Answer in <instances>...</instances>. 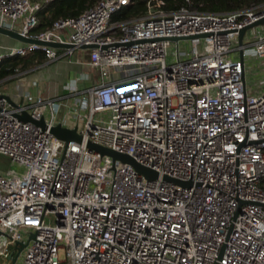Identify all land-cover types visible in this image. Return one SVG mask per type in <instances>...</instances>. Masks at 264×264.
I'll list each match as a JSON object with an SVG mask.
<instances>
[{
	"label": "built area",
	"instance_id": "obj_1",
	"mask_svg": "<svg viewBox=\"0 0 264 264\" xmlns=\"http://www.w3.org/2000/svg\"><path fill=\"white\" fill-rule=\"evenodd\" d=\"M53 1L0 0V29L58 46L10 48L0 65L41 52L24 71L61 60L83 71L66 96L23 91L16 108L0 88V156L23 170L0 171V264L19 243L23 264H264V86H247L250 62L264 60V24L239 42L264 3L218 14L151 0L145 16L117 21L133 0H101L36 31ZM89 73L96 83L80 91ZM58 125L81 141L55 137Z\"/></svg>",
	"mask_w": 264,
	"mask_h": 264
},
{
	"label": "trees",
	"instance_id": "obj_2",
	"mask_svg": "<svg viewBox=\"0 0 264 264\" xmlns=\"http://www.w3.org/2000/svg\"><path fill=\"white\" fill-rule=\"evenodd\" d=\"M101 0H55L44 6L38 13L41 32L52 27L55 21L66 18L79 17L88 8L97 5ZM151 0H133V4L114 17L117 21H127L141 18L147 13V5ZM193 6L204 13H229L249 9L251 6L263 4L264 0H191ZM186 0H169V5L164 7L167 12L177 11L185 6ZM45 56L41 52L33 53L27 57H13L5 59L0 65V80L17 73L18 66L29 69L35 64L43 63Z\"/></svg>",
	"mask_w": 264,
	"mask_h": 264
},
{
	"label": "crops",
	"instance_id": "obj_3",
	"mask_svg": "<svg viewBox=\"0 0 264 264\" xmlns=\"http://www.w3.org/2000/svg\"><path fill=\"white\" fill-rule=\"evenodd\" d=\"M22 45V43L13 42L11 39L0 35V56L5 55L8 49L17 48ZM20 70L22 75L15 74L7 79L0 80L3 82L0 87L2 93L9 97L16 105L22 103L20 95L23 91H29L35 94L40 90L44 96L49 98L66 96L70 92L74 82L67 83L71 73L78 72L80 75L83 74L82 68L77 66L72 60H61L56 63L45 65L32 72L24 71L25 69ZM91 81L92 82L80 81V83H84L85 88H87L88 85L96 83L93 76L91 77ZM68 125L72 127L73 122H68Z\"/></svg>",
	"mask_w": 264,
	"mask_h": 264
},
{
	"label": "water",
	"instance_id": "obj_4",
	"mask_svg": "<svg viewBox=\"0 0 264 264\" xmlns=\"http://www.w3.org/2000/svg\"><path fill=\"white\" fill-rule=\"evenodd\" d=\"M264 24V19L243 29L241 32H240V35H239V42L240 44L243 43V39H244V36L246 34V32L256 26H259V25H263ZM0 35H3L11 40H14L16 42H19V43H22V44H40V45H45V46H50V47H53V48H57L58 46L55 44V43H42V42H38V41H35V40H32V39H27L23 36H21L20 34L16 33V32H11L9 30H5V29H0ZM173 40H180V39H173ZM94 46H83L82 49H91L93 48ZM241 60L243 61V56L241 54ZM10 103L13 107H18L16 104H14L9 97L7 96H4ZM18 118L24 122H31L32 119L30 118V116L24 112L22 115L18 116ZM40 125H44V122L41 121L39 122ZM52 134L57 137L58 139L60 140H63L67 143H69L70 141H81V136L77 133V129L74 128V129H70V128H64L62 127L61 125H58L54 128H52L51 130ZM88 147L90 149H93L99 153H101L102 155H107V156H111L114 160H120L122 161L123 163H126V164H130L132 165L133 167H135V169L143 174L145 177H147L149 180H152V179H156L158 177V174L150 169H147V168H144L142 167L141 165L137 164L130 156H127V155H123V154H120V153H117V152H114L112 150H109V149H106V148H103L101 146H98V145H95V144H92V143H89ZM175 183L179 184V185H182V186H189L190 183H184V182H181V181H177L175 180L174 181ZM35 236H32L31 239H34ZM28 246V243L27 244H24V243H19L18 246L16 247L17 248V253L11 257V264H16L21 253L23 252V250Z\"/></svg>",
	"mask_w": 264,
	"mask_h": 264
},
{
	"label": "rangeland",
	"instance_id": "obj_5",
	"mask_svg": "<svg viewBox=\"0 0 264 264\" xmlns=\"http://www.w3.org/2000/svg\"><path fill=\"white\" fill-rule=\"evenodd\" d=\"M262 29H263V26H258V27H255L254 29L249 30L246 33L245 43L247 42V39L249 37L254 36L255 33L259 32ZM12 41L16 42L14 40H12ZM86 53H88V51H81L75 56V58L77 60L82 61V59L85 58ZM6 59H9V58H6ZM250 63H251V66L249 67V71L247 74V86H248V89L250 90V92L252 93L253 91H255L257 89V87L260 86V88H261L264 86V84H263L264 83L263 73H261L259 71L260 65L264 66V60L259 61V60L253 59ZM18 69L19 70L23 69L22 65L18 66ZM106 73L111 74L109 71H106ZM89 76L91 78L93 75L89 74ZM80 77H81V75L78 72H73V73H71L70 78L68 79L67 83H70L72 81H77L78 78H80ZM78 89L80 91L84 92V90H85L84 83L79 82L78 83ZM61 90H62V88H61ZM0 171L3 172L4 174H7V172H21L23 170H22V168H18L16 166H13L7 157L0 156ZM23 258H24V252L21 253L16 264H23Z\"/></svg>",
	"mask_w": 264,
	"mask_h": 264
}]
</instances>
